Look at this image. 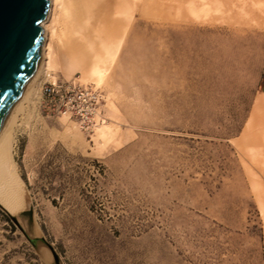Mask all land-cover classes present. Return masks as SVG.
I'll return each mask as SVG.
<instances>
[{"label":"rangeland","instance_id":"374dc122","mask_svg":"<svg viewBox=\"0 0 264 264\" xmlns=\"http://www.w3.org/2000/svg\"><path fill=\"white\" fill-rule=\"evenodd\" d=\"M157 22L138 75L103 102L119 126L107 150L41 98L21 117L12 155L30 205L0 206V264H264V24L188 37Z\"/></svg>","mask_w":264,"mask_h":264},{"label":"bare ground","instance_id":"6f19581e","mask_svg":"<svg viewBox=\"0 0 264 264\" xmlns=\"http://www.w3.org/2000/svg\"><path fill=\"white\" fill-rule=\"evenodd\" d=\"M49 3L42 24L41 63L10 113L6 143L0 149V206L13 217L30 205L25 183L16 174L13 161L16 135L22 126L21 117L29 121L35 117V105L40 98L43 110L46 84L64 82L52 81V76L63 74L70 80L68 83L77 85L79 81L85 86H78L94 93L98 107H91L96 110L91 132L96 144L107 150L116 142L119 126L103 115V102L107 103L110 95L117 93L119 80H133L138 75V51L151 45L157 21L167 26L171 20L168 29L182 31L184 35L189 32L188 37L197 32L217 33L215 24L222 19L239 25L264 24V0H49ZM204 16L211 18V23H203ZM190 40L185 44L187 52L194 49ZM59 116L72 118L69 113ZM79 126L90 132L81 122ZM254 158L257 156L250 159ZM43 258L48 260L46 254Z\"/></svg>","mask_w":264,"mask_h":264},{"label":"water","instance_id":"95a60500","mask_svg":"<svg viewBox=\"0 0 264 264\" xmlns=\"http://www.w3.org/2000/svg\"><path fill=\"white\" fill-rule=\"evenodd\" d=\"M49 4V0H0V149L6 143L10 113L41 63L42 24ZM22 215L33 224L32 211ZM42 242L54 252L46 240ZM54 257L59 264L55 252Z\"/></svg>","mask_w":264,"mask_h":264},{"label":"built area","instance_id":"2783aa9c","mask_svg":"<svg viewBox=\"0 0 264 264\" xmlns=\"http://www.w3.org/2000/svg\"><path fill=\"white\" fill-rule=\"evenodd\" d=\"M45 87L42 103L45 113L52 116L69 113L72 118L81 122L86 130L90 129L91 131L92 120L96 113L94 108L98 107V102L90 89L87 91L68 82H59L58 84L49 82ZM93 106L94 108H91Z\"/></svg>","mask_w":264,"mask_h":264},{"label":"crops","instance_id":"0c3cea01","mask_svg":"<svg viewBox=\"0 0 264 264\" xmlns=\"http://www.w3.org/2000/svg\"><path fill=\"white\" fill-rule=\"evenodd\" d=\"M262 94H264V82H263V84H262Z\"/></svg>","mask_w":264,"mask_h":264}]
</instances>
